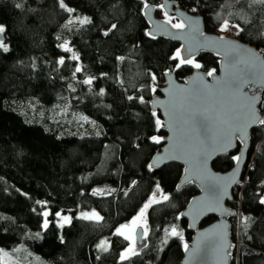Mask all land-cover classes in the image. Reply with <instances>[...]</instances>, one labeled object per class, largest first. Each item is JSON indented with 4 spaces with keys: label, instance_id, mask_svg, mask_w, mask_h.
Instances as JSON below:
<instances>
[{
    "label": "trees",
    "instance_id": "1",
    "mask_svg": "<svg viewBox=\"0 0 264 264\" xmlns=\"http://www.w3.org/2000/svg\"><path fill=\"white\" fill-rule=\"evenodd\" d=\"M176 1L201 15L208 32L223 20L238 23L239 39L264 52L259 0ZM63 2L74 11L60 7V0H0L9 49L0 48V250L22 245L50 264H181L193 236L181 213L199 190L192 184L177 189L179 164L149 168L165 135L150 99L165 72L183 80L196 68L177 67L173 57L180 45L148 34L144 3L160 6L162 0ZM85 17L90 23L81 24ZM193 61L206 73L219 70L214 54L201 53ZM260 109L264 112V93ZM77 117L87 121L80 124ZM237 154L218 158L214 169L230 170ZM233 196L238 216L232 219V264H264L262 124L252 131ZM149 201V243L122 258L128 241L114 231ZM88 210H98L102 220L78 216ZM61 215L71 222L59 224ZM104 240L107 250L99 247Z\"/></svg>",
    "mask_w": 264,
    "mask_h": 264
},
{
    "label": "water",
    "instance_id": "2",
    "mask_svg": "<svg viewBox=\"0 0 264 264\" xmlns=\"http://www.w3.org/2000/svg\"><path fill=\"white\" fill-rule=\"evenodd\" d=\"M148 5L143 14L151 37L179 44L184 58L195 60L201 53H209L220 59L219 70L212 76L201 69H195L183 80H179L175 72L164 73L165 86L152 94L150 106L154 113H160L161 131L165 135L163 146L152 158L149 168L179 164L183 175L177 189L192 184L199 190L181 213L193 232L181 264H232L235 248L232 219L238 212L231 203L234 189L245 172L252 131L260 123L251 124L243 134L233 135V132L245 120L249 104L257 116L264 118L260 109L264 93V54L240 39L208 32L204 18L181 8L176 0H162L160 6ZM159 10L167 15L159 16ZM169 19L171 23H166ZM173 20L185 27L173 28L172 24H176ZM225 138L231 139V146L222 150L220 144ZM237 150V156L241 157L239 164L235 160L234 166L226 172L214 169L213 163L218 158ZM202 154L207 157L205 166L200 165ZM209 217L215 220L203 225ZM142 234L139 228V241Z\"/></svg>",
    "mask_w": 264,
    "mask_h": 264
},
{
    "label": "snow or ice",
    "instance_id": "3",
    "mask_svg": "<svg viewBox=\"0 0 264 264\" xmlns=\"http://www.w3.org/2000/svg\"><path fill=\"white\" fill-rule=\"evenodd\" d=\"M259 2L260 3H264V0H259ZM17 7H21V5L18 4ZM60 7L65 8V10L68 11L69 13L74 11V9L67 8L66 5L64 4L63 0H60ZM148 7H149V5L145 2L144 3V8L147 9ZM165 15H167V13H165ZM79 22L81 24L90 23V20L87 17H85V18L81 19ZM71 23H72V21L70 20L69 24H71ZM166 23H171V20L170 19L167 20ZM172 27L182 30L185 27V25L183 23H176V24H172ZM227 27H228V22L225 21L223 27L221 28V30L224 31V30L227 29ZM235 27L239 28L238 25H236ZM5 31H6L5 26L0 25V48H2L3 51L7 52L9 49H8V46L4 43V37H3V34H4ZM105 35H107V33H105ZM61 47H63L65 51H71V49L67 48L66 45H61ZM251 57H254V54H251ZM73 58H77L75 56V54L73 55ZM173 59L179 61V65H177V67H179L180 65L186 64V63L187 64H191L196 69H199L201 67V65L199 63H195L191 58L182 57L180 51L176 52V54L173 57ZM236 62H239V61H236ZM59 63L63 64L64 63L63 59H61L59 61ZM76 71L79 72V71H81V69L80 68H76ZM213 74H214V70L213 71H209L207 73L208 76H212ZM154 79H155V76H153V80ZM84 82L90 84L92 81H91V78H89L88 80H85ZM130 99H131V97H130ZM141 102H143L142 98H141ZM248 109L249 110H248V113H247V116H246L245 120L235 129V131L233 132V135H235L236 132H239V133L243 134V132L246 130V128L248 126H250L251 124H253V123H257L258 122L260 124H264V118H260L259 116H257V114H256V112L254 110V107H252L251 104L248 105ZM153 115H155V113H153ZM156 124L159 126L161 124V121L159 119H157L156 120ZM152 139L154 141H156V142H159V139L156 138V137H153ZM213 143H216L215 139H213ZM230 146H231V139L230 138H225V140L220 144V147H221L222 150H226ZM233 159L236 160L237 164H239L241 157L240 156H235V157H233ZM206 162H207V157H206V155L202 154V159L200 160V165L201 166H205ZM149 167L151 168L152 165H149ZM157 191H159V187H157ZM164 199L167 200L168 197L164 196ZM37 203H40V202L38 201ZM150 203H151V201H149V203L144 205V208L141 209V211H140V215L136 219H134L132 221L133 225H136L137 220H139L140 217H142L144 215V212L149 207ZM261 203H264V200H261ZM42 206H44V205H42ZM43 215L45 217H47L48 212H44ZM82 218H84V219H95L97 221L102 220V217H100L99 214L95 213V212H93L91 214L83 213L82 214ZM62 219L65 222H68L70 218L69 217H62ZM44 226L47 227V220H45ZM128 228H129V225L125 224L121 228L117 229L116 234L120 235V236H124L125 239L133 240L131 235H127L126 234L125 230H127ZM171 232H172L173 235H179V233L177 232L176 228H172ZM106 245H107V241H102L101 244L99 245V247L102 250H107ZM184 247H185V250H187L188 245L185 244ZM129 253L135 254V241L134 240H133V246L129 247L127 252L124 253V255L128 256Z\"/></svg>",
    "mask_w": 264,
    "mask_h": 264
},
{
    "label": "rangeland",
    "instance_id": "4",
    "mask_svg": "<svg viewBox=\"0 0 264 264\" xmlns=\"http://www.w3.org/2000/svg\"><path fill=\"white\" fill-rule=\"evenodd\" d=\"M162 13L158 12V15H161ZM227 20H223L220 24H218L215 29H214V33H217L223 37H228V38H237L239 39V33L241 31V26L236 23V22H228V27L226 30L222 31L221 28L224 25V22ZM236 25L239 26V28L235 27ZM157 87H163L165 86V81L164 80H159L157 81ZM35 107H37L36 105L33 106V109H35ZM72 117V116H70ZM70 117L65 116V118L67 119L66 121H68V119H72ZM77 122H79L80 124H84L87 121V118L85 117H77ZM98 213L99 216L101 217V214L98 210H88V211H83L80 212L78 214L79 217H82L83 213ZM140 215V212L138 214H136L128 223H126L127 225H129V228L126 231L127 235H131L133 240L135 241V253L140 252L141 250L145 249L149 243V237L151 234V228H150V223L148 220V208L145 210L144 215L142 217H140L139 220H137L136 225L132 224V221L134 219H136L138 216ZM62 217H69V221L65 222ZM59 221L58 223L63 225L66 223H70L72 218L70 216L67 215H61L59 217ZM47 220V225H48V219ZM87 220H94L97 221L95 219H87ZM65 222V223H63ZM45 224V223H44ZM125 225V224H124ZM123 225L118 226L115 231L114 234H116L117 229L121 228ZM139 228H142L143 234L141 237V241L138 240V236L137 233L139 231ZM124 237V236H123ZM133 240L127 239L128 244H127V248L122 252L121 257H130L133 256L134 254L129 253L128 256H125L124 253L127 252L129 247L133 246ZM107 241V245L106 248H108L110 246V243L108 240H104ZM0 264H50L48 263L41 255L37 254L36 252L32 251L31 249L26 248L25 246H17L15 247L13 250L11 251H6V250H0Z\"/></svg>",
    "mask_w": 264,
    "mask_h": 264
},
{
    "label": "flooded vegetation",
    "instance_id": "5",
    "mask_svg": "<svg viewBox=\"0 0 264 264\" xmlns=\"http://www.w3.org/2000/svg\"><path fill=\"white\" fill-rule=\"evenodd\" d=\"M159 13H162V14L159 15V16H161V17H165V15H164V13H163L162 11H159ZM173 22H174V23H177L175 20H173Z\"/></svg>",
    "mask_w": 264,
    "mask_h": 264
}]
</instances>
